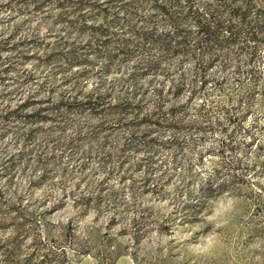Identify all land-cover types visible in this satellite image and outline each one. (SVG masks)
I'll list each match as a JSON object with an SVG mask.
<instances>
[{
	"label": "rangeland",
	"instance_id": "374dc122",
	"mask_svg": "<svg viewBox=\"0 0 264 264\" xmlns=\"http://www.w3.org/2000/svg\"><path fill=\"white\" fill-rule=\"evenodd\" d=\"M245 5L264 16V0H0V264H264L263 48L200 56L187 15ZM182 76L212 130L175 151L145 117ZM214 172L225 187L185 220Z\"/></svg>",
	"mask_w": 264,
	"mask_h": 264
},
{
	"label": "trees",
	"instance_id": "16d2710c",
	"mask_svg": "<svg viewBox=\"0 0 264 264\" xmlns=\"http://www.w3.org/2000/svg\"><path fill=\"white\" fill-rule=\"evenodd\" d=\"M253 9V7L248 5L240 8L236 7L232 13L227 12L230 14L228 15L229 19L224 21L217 17L219 14L224 13L222 9L214 15L215 12L208 10V8L206 10L202 9L200 12L197 8L193 9L190 7L187 15L190 17L192 24L196 28V35L199 37V41L196 44L197 47H195L199 49L198 54L200 56L206 55L210 52L213 45H217L219 48L233 46L238 50L239 54L249 52L248 54L252 58L258 49L263 48L260 58L264 64V16L258 14ZM177 37L180 36L177 34ZM178 44L181 45V42H178ZM205 71L206 68L201 65L196 69L195 77L199 79V88L203 87L206 83ZM179 79L166 92L169 100L160 91L157 92L153 110L145 117L150 127L149 133L158 134L160 137H167L164 141L159 142V146L175 151L183 150L184 147L195 144L202 140L204 132L212 130V127L206 124V117L200 105L191 110V98H195L198 92L194 91V89H189V97L179 102L181 95L187 89L185 78L182 76ZM236 120L235 118L232 119L233 124ZM183 134L186 136L185 138L182 137ZM193 134L197 135V138L191 139L189 137ZM149 141L150 143L152 142V140ZM232 149H235V146L232 145L231 136H227L224 142L218 144L215 155L220 157L224 151ZM236 166H238L237 163L234 167ZM261 170L264 172V161L261 164ZM218 175V172H214L212 178H208L200 186L197 193L198 203L183 206L180 209L181 214L183 212L186 213L182 214L185 220L196 221V216L202 209L200 207L201 199L208 198L215 191L225 187L223 184L214 186L212 183V180ZM115 223L117 222L114 219L110 221L111 225ZM144 225L145 223L139 218L131 220L127 226L138 228ZM37 257H40V259L37 260ZM5 264H73V262L63 252L60 255L51 252L42 255L36 254L21 263L5 260Z\"/></svg>",
	"mask_w": 264,
	"mask_h": 264
}]
</instances>
